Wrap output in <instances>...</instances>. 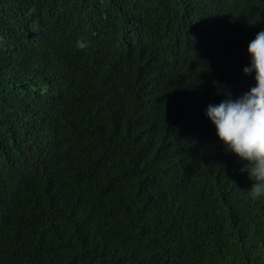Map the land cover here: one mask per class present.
Here are the masks:
<instances>
[{"label": "trees", "instance_id": "obj_1", "mask_svg": "<svg viewBox=\"0 0 264 264\" xmlns=\"http://www.w3.org/2000/svg\"><path fill=\"white\" fill-rule=\"evenodd\" d=\"M261 29L264 0H0V264H264L205 115Z\"/></svg>", "mask_w": 264, "mask_h": 264}, {"label": "clouds", "instance_id": "obj_2", "mask_svg": "<svg viewBox=\"0 0 264 264\" xmlns=\"http://www.w3.org/2000/svg\"><path fill=\"white\" fill-rule=\"evenodd\" d=\"M87 47V41H76L77 49ZM248 53L250 63L243 72L254 73L255 85L235 98L226 93L219 103L207 105L205 115L214 124L226 149L246 161L242 170L255 181L251 196L259 199L264 197V29L249 42Z\"/></svg>", "mask_w": 264, "mask_h": 264}]
</instances>
